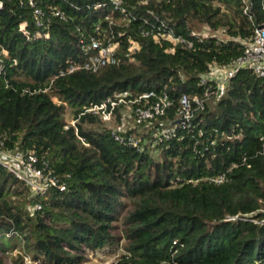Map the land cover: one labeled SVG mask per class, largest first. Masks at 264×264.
I'll return each instance as SVG.
<instances>
[{"label": "trees", "instance_id": "1", "mask_svg": "<svg viewBox=\"0 0 264 264\" xmlns=\"http://www.w3.org/2000/svg\"><path fill=\"white\" fill-rule=\"evenodd\" d=\"M33 1L40 25L28 0H0V137L33 150L65 190L30 196L0 167V264H82L106 249L113 264H264V79L238 72L188 130L158 140L178 98L212 90L200 75L240 55L235 40L264 24V0H126L123 14L92 8L106 0ZM106 15L118 56L129 39L139 49L96 73H68L84 60L80 44L96 22L107 29ZM155 19L172 20L193 47L170 53L145 37ZM204 28L225 38L189 37ZM150 90L172 106L125 133L140 140L137 148L115 141L118 113L105 123L87 112L124 91ZM66 106L74 125L62 119Z\"/></svg>", "mask_w": 264, "mask_h": 264}, {"label": "built area", "instance_id": "2", "mask_svg": "<svg viewBox=\"0 0 264 264\" xmlns=\"http://www.w3.org/2000/svg\"><path fill=\"white\" fill-rule=\"evenodd\" d=\"M28 4L30 8H33L36 24L40 25L43 17L42 11L35 6L33 0H28ZM125 4L126 0H106L94 4L92 8L96 10L110 8L113 12L123 14L125 13ZM1 6L2 4L0 2ZM247 10L248 8L245 9V12ZM52 16L65 19L64 14L57 10L52 11ZM103 18L108 22L107 29L102 28L100 22H96L92 33L84 41L82 40L80 44L84 60L77 65L71 66L68 73H73L78 70L96 73L102 68L117 65L123 60H126L139 49L138 44L129 39V46L126 54H124V58L119 57L118 47L113 43L115 35L108 33L111 24H113V20L108 15ZM126 22H130V19L126 20ZM144 23L149 24L146 20ZM125 26H128V24H125ZM222 32L221 30L211 32L209 29L204 28L200 32H190L189 37L201 42L209 37L219 38V35L223 37ZM107 34L111 35L109 39L106 37ZM142 34L160 45L165 44L166 52L173 53L175 48L179 46L188 49L193 47L191 39L189 40L175 32L172 20L164 22L155 19L150 24V30L142 31ZM117 35L118 37H123L125 33L119 32ZM235 41L243 45L242 53L226 64L212 65L206 73L200 75L199 84L201 86L210 84L213 87L212 90L206 87L201 96L193 95L190 97L182 94L178 98L175 120H173L171 126L164 128L160 132L158 135L159 141L163 139L169 140L174 137L175 131L178 128L188 130L191 126L194 112L203 110L207 100H211L212 98L219 100L225 94L230 80L238 72L248 70L257 78L264 79V24L255 27L249 39H237ZM171 106V101L165 94L159 95L153 90L137 96H134L129 91H124L111 99H107L106 102L100 105L92 106L87 112L97 114L105 123L112 122L116 113H118L121 119L112 131L115 141L123 146L137 148L140 140L135 135L125 137V133L130 130H126L125 124L131 121L135 127L145 122L150 125V121L164 116ZM71 125H74V122ZM154 136L157 137V135ZM0 167L28 188L30 196H44L52 187L57 188L60 192L65 190V185L54 175L52 169L48 167V163L43 159L38 160L33 150H22L18 147L10 148L7 146L5 139L1 137ZM35 209L40 210V204H36Z\"/></svg>", "mask_w": 264, "mask_h": 264}, {"label": "rangeland", "instance_id": "3", "mask_svg": "<svg viewBox=\"0 0 264 264\" xmlns=\"http://www.w3.org/2000/svg\"><path fill=\"white\" fill-rule=\"evenodd\" d=\"M219 38H225L224 36L222 37L221 35H219ZM72 114H71V108L66 106L65 111L62 115V119L66 122L71 124L72 123ZM114 120H112L113 122ZM115 126L118 124H116L115 122L113 123ZM114 126V127H115ZM125 128L126 130L130 129V130H137V128L134 126V124H132L131 121H128L125 124ZM154 156H157V154L155 153ZM5 243V242H4ZM17 254L16 251H13V253H11V256H15ZM115 253L113 251H109V250H104L101 252H95V253H89L85 255V261L82 264H113L115 262ZM6 264H12L11 262V258L8 257L5 259ZM25 264H30L29 259L26 258L25 259Z\"/></svg>", "mask_w": 264, "mask_h": 264}]
</instances>
